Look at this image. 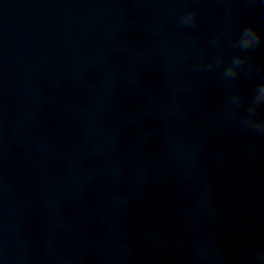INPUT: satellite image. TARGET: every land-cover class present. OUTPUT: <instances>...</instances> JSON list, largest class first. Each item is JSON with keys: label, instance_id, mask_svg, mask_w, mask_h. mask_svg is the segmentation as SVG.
<instances>
[{"label": "clouds", "instance_id": "clouds-1", "mask_svg": "<svg viewBox=\"0 0 264 264\" xmlns=\"http://www.w3.org/2000/svg\"><path fill=\"white\" fill-rule=\"evenodd\" d=\"M180 22L185 27L195 28L197 26V14L195 12H187L181 18ZM250 38V39H249ZM261 34L257 29L251 25L243 29L242 33L237 40L234 41L233 47H239L242 50H248L258 46L262 40ZM215 41H213L214 43ZM185 59H189L186 55ZM248 57L237 55L233 57L232 63L224 70L225 78L234 79L238 76L240 71V66H243L247 63ZM222 59L208 63L207 65L200 63H193L192 68L194 71H199L201 69L211 70L214 67H219L222 64ZM257 89L264 93V83H261ZM256 89V91H257ZM244 103V97L240 94H236L231 97V104L233 106H239ZM264 106V103L260 102V98L255 94L251 104L246 109V114L241 120V125L261 136H264V117L258 118V113L261 107ZM68 264H75L74 261H69ZM250 264H264V249H260L251 254Z\"/></svg>", "mask_w": 264, "mask_h": 264}]
</instances>
